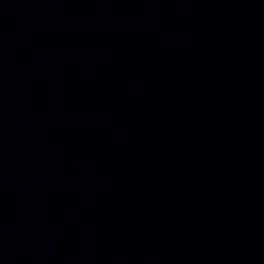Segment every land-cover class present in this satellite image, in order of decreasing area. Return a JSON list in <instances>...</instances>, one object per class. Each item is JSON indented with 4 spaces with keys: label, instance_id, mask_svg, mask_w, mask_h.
Returning a JSON list of instances; mask_svg holds the SVG:
<instances>
[{
    "label": "water",
    "instance_id": "1",
    "mask_svg": "<svg viewBox=\"0 0 264 264\" xmlns=\"http://www.w3.org/2000/svg\"><path fill=\"white\" fill-rule=\"evenodd\" d=\"M0 264H264V0H0Z\"/></svg>",
    "mask_w": 264,
    "mask_h": 264
}]
</instances>
